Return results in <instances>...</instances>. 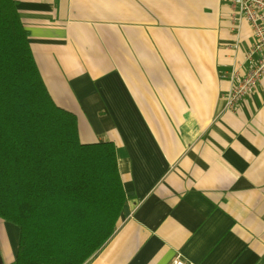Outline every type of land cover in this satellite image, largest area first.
<instances>
[{
    "label": "crops",
    "instance_id": "1",
    "mask_svg": "<svg viewBox=\"0 0 264 264\" xmlns=\"http://www.w3.org/2000/svg\"><path fill=\"white\" fill-rule=\"evenodd\" d=\"M15 4L80 141L115 147L126 203L85 264H264V77L226 108L252 42L228 0ZM17 242L0 218V264H14Z\"/></svg>",
    "mask_w": 264,
    "mask_h": 264
},
{
    "label": "trees",
    "instance_id": "2",
    "mask_svg": "<svg viewBox=\"0 0 264 264\" xmlns=\"http://www.w3.org/2000/svg\"><path fill=\"white\" fill-rule=\"evenodd\" d=\"M126 203L115 147L82 143L51 98L15 0H0V218L17 227L14 264H85Z\"/></svg>",
    "mask_w": 264,
    "mask_h": 264
},
{
    "label": "built area",
    "instance_id": "3",
    "mask_svg": "<svg viewBox=\"0 0 264 264\" xmlns=\"http://www.w3.org/2000/svg\"><path fill=\"white\" fill-rule=\"evenodd\" d=\"M232 24L245 20L251 29L252 42L245 52L244 70L234 69L228 76L232 85L222 95L228 110L234 111L240 101L251 94L264 77V0H228ZM170 264H192L180 255Z\"/></svg>",
    "mask_w": 264,
    "mask_h": 264
}]
</instances>
